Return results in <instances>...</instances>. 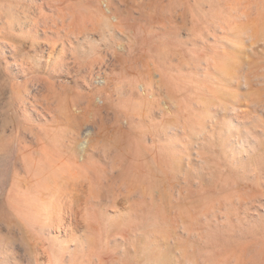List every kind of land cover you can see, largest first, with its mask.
Listing matches in <instances>:
<instances>
[{
    "label": "clouds",
    "instance_id": "1",
    "mask_svg": "<svg viewBox=\"0 0 264 264\" xmlns=\"http://www.w3.org/2000/svg\"><path fill=\"white\" fill-rule=\"evenodd\" d=\"M253 237L264 0H0V264H185Z\"/></svg>",
    "mask_w": 264,
    "mask_h": 264
},
{
    "label": "rangeland",
    "instance_id": "2",
    "mask_svg": "<svg viewBox=\"0 0 264 264\" xmlns=\"http://www.w3.org/2000/svg\"><path fill=\"white\" fill-rule=\"evenodd\" d=\"M235 193L225 192L216 197H207L201 211L206 215H215L220 211L221 201L227 204ZM248 251L250 260H257L264 251V239L259 237L241 238L232 247L195 248L191 245L178 246V253L185 264H239L241 253Z\"/></svg>",
    "mask_w": 264,
    "mask_h": 264
}]
</instances>
